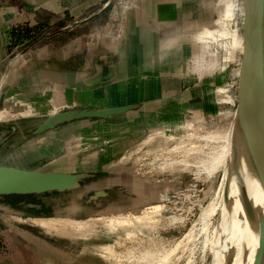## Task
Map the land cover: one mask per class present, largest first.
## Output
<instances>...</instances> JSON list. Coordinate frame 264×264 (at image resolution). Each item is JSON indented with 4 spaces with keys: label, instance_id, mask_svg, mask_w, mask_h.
<instances>
[{
    "label": "rangeland",
    "instance_id": "1",
    "mask_svg": "<svg viewBox=\"0 0 264 264\" xmlns=\"http://www.w3.org/2000/svg\"><path fill=\"white\" fill-rule=\"evenodd\" d=\"M3 1L8 6L16 3L0 0V5ZM52 2L57 4L52 6L55 11L61 9L67 15L69 24L74 16L87 18L102 8L95 6V0ZM250 11L251 0H197L189 15L188 48L200 60L194 65L191 58L183 64L188 68L174 71V77L179 78L178 96L156 101L148 110L80 118L76 115L83 111L105 108H92L91 102L80 104L87 108L64 106L57 113L74 118L60 121L42 135L37 129L55 113L40 111L0 120V164L31 161L37 170L69 173L100 168L112 176L123 174L122 182L135 179L140 187L147 185L136 204L120 195L119 201L105 202L84 217L76 216L81 198L88 194L81 190L0 196V264H145L161 258L165 264H234L226 258L232 245L231 220L241 199L234 169L252 67ZM120 12L112 4L102 12V24ZM38 13L48 11L41 8ZM205 26L219 32L203 42L197 35ZM83 31L95 33V21ZM235 33L242 34V46L234 41ZM33 35L22 33L20 38L25 42L26 36ZM18 36L13 31L11 44ZM14 56L10 52L0 57V73L3 66L4 70L10 68L3 71L5 82L0 79V112L6 101L15 100H5L11 94L10 83H15L12 74H27L22 66L18 70V65L11 72ZM17 97L28 103L29 97ZM234 126L233 137L203 138L217 130L227 133ZM35 201L44 206L43 211H34L30 205ZM43 218H72L94 225L79 234L64 233L44 225ZM130 218L134 220L131 227H124L123 222ZM234 222L239 225L237 219ZM67 225L68 229L73 226Z\"/></svg>",
    "mask_w": 264,
    "mask_h": 264
},
{
    "label": "crops",
    "instance_id": "2",
    "mask_svg": "<svg viewBox=\"0 0 264 264\" xmlns=\"http://www.w3.org/2000/svg\"><path fill=\"white\" fill-rule=\"evenodd\" d=\"M52 1L15 0L12 6L4 1L0 5V57L11 52L15 55L11 72H15L16 65L18 70L22 66L27 72L23 77L12 74L15 83H10L11 94L5 100L14 98L24 102L17 97L23 94L29 97L28 104L35 103L32 99L44 103L54 98L66 102L67 107L87 108V104H80L91 102L92 108L131 106L127 112L146 110L156 101L178 96L179 78L174 77V71L188 68L189 65L183 64L189 63L191 58L194 65L200 60L195 53L190 54L188 48L189 15L197 0H121L118 3L95 0V6L102 7L99 12L83 19L74 16L72 24L61 9L58 12L52 8L57 5ZM112 4L121 12L109 16L107 24L103 25L101 14ZM41 8L48 13L39 14ZM93 21L95 33L89 35L83 28ZM218 22L221 19L216 20L214 26ZM25 26H29L26 31ZM15 28L20 34L34 35L26 36L25 42L23 36H18L11 44L9 40L13 31L16 33ZM212 28L215 27L205 26L197 37L203 42L216 37L219 31ZM234 41L242 46V34L235 33ZM248 48L252 50L251 45ZM251 60L252 57L249 62ZM4 69L3 66L0 79L5 82L3 71L9 72L10 68ZM2 164L36 169L31 161L22 164L13 160ZM83 172L87 177L76 189L69 190L88 192L81 198L82 205L76 215L79 217L102 207L105 202L119 201L120 195L136 204L137 198L147 191V185L140 187L135 179L128 180L129 184L122 182L123 174L112 176L100 168Z\"/></svg>",
    "mask_w": 264,
    "mask_h": 264
},
{
    "label": "water",
    "instance_id": "3",
    "mask_svg": "<svg viewBox=\"0 0 264 264\" xmlns=\"http://www.w3.org/2000/svg\"><path fill=\"white\" fill-rule=\"evenodd\" d=\"M249 22L252 67L242 120L241 144L245 140L250 143L255 174L264 193V0H251ZM130 109L131 106L111 107L98 111H83L76 116L106 118L123 114ZM70 117L74 118L73 115L55 113L37 129V132L45 133ZM86 177L85 172H45L0 164V196L65 192L76 189ZM30 206L35 207L34 204ZM261 213L256 217L254 241L248 249L246 264H264V213Z\"/></svg>",
    "mask_w": 264,
    "mask_h": 264
},
{
    "label": "bare ground",
    "instance_id": "4",
    "mask_svg": "<svg viewBox=\"0 0 264 264\" xmlns=\"http://www.w3.org/2000/svg\"><path fill=\"white\" fill-rule=\"evenodd\" d=\"M52 100L53 101H51V102L45 101L44 104H42V105H40V104L38 105L37 102L28 104V103H24V102H21L20 100H16V99L14 101H11V102L6 101L5 106H4L5 108L0 112V120L10 119V118H13V117L19 116V115L20 116L21 115H23V116L31 115V114H34V113H37L40 111H48L49 113L50 112L51 113H57L59 111V109H61L67 105L66 102H63L61 100L56 101L54 98H52ZM69 104H71V103H68V105ZM235 128L237 129V127H235V126L231 129H229V131L227 133L226 132L224 133L223 130L208 132L203 138H205L206 140H213L214 139L213 141H216L215 138H221V137L225 138V137L232 135L234 133ZM42 134H39V135H42ZM232 137H233V135H232ZM198 139H200V138H198ZM197 143H199V142H197ZM204 143L206 146L207 143L206 142H204ZM220 147H221V145H220ZM238 154L239 155L235 161V169L234 168L233 169H234V176L236 177L237 184L239 185V188H240L238 191V196H241L240 203H239L240 209H239V211L236 210L234 212V215L236 217H235V219L231 220L232 224H230V225L234 228H233L232 234H230V235H231V237L233 236L232 237L233 240L231 239L232 245L230 244L231 247H230V250L228 249L229 251H227L228 256L226 259H227V262H229V263H232L234 261L233 262L234 264H246L248 249L251 246V243H253V241H254L255 229L257 226L256 217L259 213H261V212L264 213V193H263L261 184L259 183L257 176L255 174V170H254V166H253V162H252L250 143H248L246 140L243 141L241 144V147H240V152ZM222 190H223V188H222ZM170 218H171V220H173L172 217H170ZM173 218H174V216H173ZM236 219H237V223L239 225H236V223L234 222ZM165 220H167V219H165ZM175 220H176V222H179V221H177L176 218H175ZM91 221H93V220L90 219V222ZM98 221L100 222L101 219ZM133 221L134 220L131 218L127 219L125 222H123L124 227H128V228L131 227V223ZM137 221H135V222H137ZM111 222H112V220H111ZM113 222H115V221H113ZM39 223L41 224V222H39ZM42 223L49 228L60 229L64 233L77 232V234H79L80 232L82 233L85 230L91 229L94 225L93 222H92L93 224L90 225V223H88V222H83L82 220L72 219V218H65V219L43 218ZM103 223L105 224V222H103ZM115 223H117V221ZM115 223H113V224H115ZM118 223H119V221H118ZM121 223L122 222L120 221V224ZM67 224H72L73 225L72 228L71 229L66 228ZM123 224H122V226H123ZM115 225H117V224H115ZM230 225H229V227H230ZM67 226H69V225H67ZM132 226H133V224H132ZM232 227H230V228H232ZM243 229L246 230L245 237H244V234H242V231L244 232ZM230 230L232 231V229H230ZM144 257H146V255ZM150 257H154V256L151 255ZM169 257H170V255H169ZM169 257H168V259H169ZM125 258L128 259L129 255H128V258H127V256H125ZM140 258L142 259V257H140ZM146 258H148V256ZM143 260H145V258ZM147 262H149V261L147 260ZM166 262L167 261H165L164 259L162 260V258H161V259H158L157 261H154V260L151 261L150 260L149 263H145V264H165Z\"/></svg>",
    "mask_w": 264,
    "mask_h": 264
},
{
    "label": "flooded vegetation",
    "instance_id": "5",
    "mask_svg": "<svg viewBox=\"0 0 264 264\" xmlns=\"http://www.w3.org/2000/svg\"><path fill=\"white\" fill-rule=\"evenodd\" d=\"M11 166V165H10ZM20 168V167H19ZM24 169H26V168H24ZM30 170H37V169H30ZM38 171H42V170H38ZM87 180H89V179H87ZM66 192V191H65ZM48 193H50V192H48ZM52 193V192H51ZM43 194H47V193H43ZM27 195V194H26ZM28 195H41V194H28ZM3 196H7V195H3ZM34 206L35 207H33L34 208V211H37V212H41V211H43V205L41 204V203H39L38 201H35V203H34ZM32 207V206H31Z\"/></svg>",
    "mask_w": 264,
    "mask_h": 264
},
{
    "label": "trees",
    "instance_id": "6",
    "mask_svg": "<svg viewBox=\"0 0 264 264\" xmlns=\"http://www.w3.org/2000/svg\"><path fill=\"white\" fill-rule=\"evenodd\" d=\"M15 34H17V35L19 34V36H21V34H20V33H18V32H17V33H15Z\"/></svg>",
    "mask_w": 264,
    "mask_h": 264
},
{
    "label": "built area",
    "instance_id": "7",
    "mask_svg": "<svg viewBox=\"0 0 264 264\" xmlns=\"http://www.w3.org/2000/svg\"><path fill=\"white\" fill-rule=\"evenodd\" d=\"M18 32V30H16V33Z\"/></svg>",
    "mask_w": 264,
    "mask_h": 264
}]
</instances>
